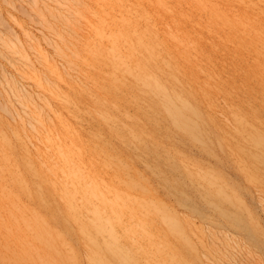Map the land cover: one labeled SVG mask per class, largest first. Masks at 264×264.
Returning a JSON list of instances; mask_svg holds the SVG:
<instances>
[{
  "label": "rangeland",
  "instance_id": "rangeland-1",
  "mask_svg": "<svg viewBox=\"0 0 264 264\" xmlns=\"http://www.w3.org/2000/svg\"><path fill=\"white\" fill-rule=\"evenodd\" d=\"M100 255L264 264V0H0V264Z\"/></svg>",
  "mask_w": 264,
  "mask_h": 264
},
{
  "label": "bare ground",
  "instance_id": "bare-ground-1",
  "mask_svg": "<svg viewBox=\"0 0 264 264\" xmlns=\"http://www.w3.org/2000/svg\"><path fill=\"white\" fill-rule=\"evenodd\" d=\"M33 2L36 3V0H33ZM166 107L169 109V112H170L171 116H173L174 121L178 125L186 128V129H190L191 130V125H190V122L188 120V117L187 116H184V115L187 114L186 113V110L188 108V105H186L185 103H182L181 106H176V105L173 104V102H170V100H169V101L166 102ZM220 194H222V193H220ZM224 194L225 193H223V196H227V194H225V195ZM219 213L222 214L223 216H227L230 219V222L233 223V224L241 223V221H242V218L240 216L232 215V214H230V212H219ZM168 224H169V226H170L171 229H173L175 231L178 229L177 223L174 221V219H170L169 222H168ZM220 224L222 226H225L221 222H220ZM185 237L187 238L186 241L189 240L188 239L189 237L187 235ZM193 237H194V235H193ZM111 251H112V253H113L114 256H116V257H119L120 256V250L118 251V247L117 246H114L113 248H111ZM203 253H204L205 257L209 260L208 251L207 250H203ZM98 257H99V262L101 261L103 264H108V263H105L103 261L105 259H103V256L102 255H100Z\"/></svg>",
  "mask_w": 264,
  "mask_h": 264
}]
</instances>
